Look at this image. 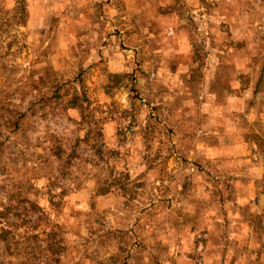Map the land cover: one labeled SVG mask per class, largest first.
Here are the masks:
<instances>
[{"label":"rangeland","instance_id":"obj_1","mask_svg":"<svg viewBox=\"0 0 264 264\" xmlns=\"http://www.w3.org/2000/svg\"><path fill=\"white\" fill-rule=\"evenodd\" d=\"M263 165L264 0H0V255L264 264Z\"/></svg>","mask_w":264,"mask_h":264},{"label":"trees","instance_id":"obj_2","mask_svg":"<svg viewBox=\"0 0 264 264\" xmlns=\"http://www.w3.org/2000/svg\"><path fill=\"white\" fill-rule=\"evenodd\" d=\"M72 105L76 106L77 102L76 101H72ZM14 126V125H13ZM16 128H18V125L15 126ZM37 170H34V172H36ZM98 195H105L104 191H101V189L98 190ZM33 209H37L38 211L40 210V212L46 217L45 220L40 219L38 221V223L36 224L35 227H28V229H25V231H23L20 235H18L19 237H16V230H21L23 228V226L20 225H11L12 230L10 229L11 227H5V236L6 235H12L13 237H16L17 240L15 242L16 245H21V244H27L32 240H36V239H41V241L43 242H49L52 240H54V238L58 235V232L56 231V226L53 223L54 220L52 219V215L50 213V208L49 207H43L40 206V204L38 202H32L30 204ZM52 206V205H51ZM7 211H9V208L7 207ZM50 245H48L49 247ZM9 249L11 250V247L9 246ZM67 249V248H66ZM39 251L43 254H45L46 248L42 249L39 247ZM20 250L17 251V253L20 254ZM64 252V250L62 251ZM8 253V252H6ZM29 253H30V249H29ZM0 264H19L18 259H16L14 257L13 253L6 254L5 256L0 255Z\"/></svg>","mask_w":264,"mask_h":264},{"label":"crops","instance_id":"obj_3","mask_svg":"<svg viewBox=\"0 0 264 264\" xmlns=\"http://www.w3.org/2000/svg\"><path fill=\"white\" fill-rule=\"evenodd\" d=\"M262 170L264 171V165H263V167H262Z\"/></svg>","mask_w":264,"mask_h":264}]
</instances>
